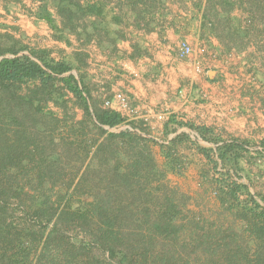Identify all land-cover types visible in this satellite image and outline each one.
Listing matches in <instances>:
<instances>
[{"label": "trees", "instance_id": "trees-1", "mask_svg": "<svg viewBox=\"0 0 264 264\" xmlns=\"http://www.w3.org/2000/svg\"><path fill=\"white\" fill-rule=\"evenodd\" d=\"M37 1L31 12L56 40L72 35L84 47L116 52L131 27L149 30L169 2L189 1L227 51L264 50V0ZM84 57L55 60L0 30V264H264V194L238 180L250 176L241 161L260 165L264 142L222 141L194 124L215 149L187 133L168 143L147 136L90 102L72 72ZM263 68L264 58L256 68L264 79ZM184 141L209 160L230 220L190 208L192 196L170 183L187 167Z\"/></svg>", "mask_w": 264, "mask_h": 264}, {"label": "crops", "instance_id": "crops-1", "mask_svg": "<svg viewBox=\"0 0 264 264\" xmlns=\"http://www.w3.org/2000/svg\"><path fill=\"white\" fill-rule=\"evenodd\" d=\"M37 4V0L8 4L0 0V30L32 48L48 50L55 60L73 59L78 52L85 54L82 62L73 60L72 72L80 85L82 79L91 103L119 112L114 96L125 94L135 110L126 119L160 142L168 143L178 134L187 133L199 145L215 149V143L201 139L187 126L194 124L210 128L222 141L246 140L262 149L264 79L256 73L260 65L249 59L255 47L227 51L191 2H169L166 14L156 18L149 30L131 27L113 53L94 43L81 46L72 35L69 42L56 40L49 24L32 14ZM184 40L193 48L187 59L178 57L179 44ZM196 59L202 60L201 73L194 68ZM77 112L81 118L83 111ZM160 115L164 119H159ZM252 146L250 150H254ZM154 149L159 156L160 147ZM180 153L187 167L183 175L168 177L192 193L188 188L198 189L203 178L201 168L211 165L191 142L184 141ZM241 164L257 165L246 161Z\"/></svg>", "mask_w": 264, "mask_h": 264}, {"label": "rangeland", "instance_id": "rangeland-1", "mask_svg": "<svg viewBox=\"0 0 264 264\" xmlns=\"http://www.w3.org/2000/svg\"><path fill=\"white\" fill-rule=\"evenodd\" d=\"M263 56H264V50H262L261 52H256L253 55L254 60L252 59L253 61L251 62H254L255 64L261 66V63L263 62V58H264ZM262 70L264 71V68ZM118 129L119 128H113V130H118ZM158 158L159 160H162L161 155H159ZM262 161L259 162L260 165L249 167L250 176L243 174L241 178L238 179L239 181L246 182L249 185V189L253 194H258V193L264 194V159ZM201 169H202L203 178L202 181L197 184L198 189L195 190V189H190L191 187L188 188V191L192 192V193L187 192L192 196V200L190 202V208L201 212L205 217L213 220L218 217L223 221L230 220L232 218L230 212L227 210L225 211V208L221 206V204L219 203L216 197V188L215 186H213V184H211V179L212 176H214V171L212 170L211 166H205V165ZM168 179L172 185H175L179 189L184 191L181 188L182 185L178 184V181L175 182L173 178H169V177ZM84 199L91 200V198L88 196H85ZM262 204L264 203L262 202Z\"/></svg>", "mask_w": 264, "mask_h": 264}, {"label": "built area", "instance_id": "built-area-1", "mask_svg": "<svg viewBox=\"0 0 264 264\" xmlns=\"http://www.w3.org/2000/svg\"><path fill=\"white\" fill-rule=\"evenodd\" d=\"M204 51H205L204 49L201 50L202 53H204ZM192 54H193V48L190 45V43L185 41V40L181 41L179 44V47H178V57L182 58V59H187ZM193 64H194V68L197 72H199V73L203 72L201 59H196L193 62ZM114 98L117 101V109H118L119 113L124 118H126L129 114H133L135 112V110L133 108H131L130 103H129V99L125 94L119 92V93L115 94ZM106 104L109 105L110 102L107 101ZM159 119H164V116L160 115Z\"/></svg>", "mask_w": 264, "mask_h": 264}, {"label": "water", "instance_id": "water-1", "mask_svg": "<svg viewBox=\"0 0 264 264\" xmlns=\"http://www.w3.org/2000/svg\"><path fill=\"white\" fill-rule=\"evenodd\" d=\"M22 53H26V54H29L28 52H22ZM22 53H20V54H22ZM3 57V56H2ZM1 57V58H2ZM125 127H129L128 125H122V126H120V128H125ZM107 129H110V130H113V128H111V127H106ZM202 139V138H201Z\"/></svg>", "mask_w": 264, "mask_h": 264}]
</instances>
